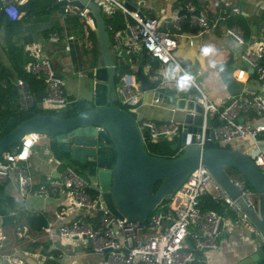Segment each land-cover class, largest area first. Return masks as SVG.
<instances>
[{
	"label": "built area",
	"instance_id": "built-area-1",
	"mask_svg": "<svg viewBox=\"0 0 264 264\" xmlns=\"http://www.w3.org/2000/svg\"><path fill=\"white\" fill-rule=\"evenodd\" d=\"M25 0H18V3ZM97 1V0H96ZM101 10L107 15H111L115 9H120L124 15V26L115 28L112 23L106 24L110 34V47L116 56L124 49L130 52V71L124 73L116 83V88L120 91L121 104L135 103L141 98L140 81L136 79V69L138 65L137 54L140 50L145 51L147 58L146 66L157 60L160 64L173 63L179 65L182 74L188 71L178 60L175 50L178 46L177 35L181 25L185 23L189 28L196 26L202 29L216 28L222 25L224 32L230 35L238 44L246 43L244 29L237 23H225L229 14L238 11L237 6H232L227 13L219 6L222 0H211L210 5L215 9V16L209 18L205 8L199 7L198 13H194L197 7L193 1H187L182 9L185 11L179 14L175 11L167 18L147 16L141 12L139 7L130 9L123 4L122 0H98ZM264 5V0H261ZM0 8L3 9L9 20L19 18L21 11L17 4L11 0H0ZM75 8L80 16L93 27L92 19L88 14L89 9L84 5L78 8L71 4H65L62 13L63 29L57 26L51 27L47 38L54 41H70L75 38L74 33L66 29V17ZM174 29V30H173ZM196 34L188 35V44L195 43ZM27 51L34 57L26 62L25 70L29 73L41 76L44 81V93L38 102L41 109H59L68 102L64 90V78L57 74L51 60L47 55H43L39 42H33L26 47ZM241 58L247 67L253 70L257 77L264 83V28L259 38L246 46L241 52ZM159 83H170L176 86V82L163 79V70H159ZM197 73H201L197 69ZM75 74L79 77L84 75L80 70ZM177 75V74H176ZM178 76V75H177ZM236 78L246 80L248 73L245 68L237 69ZM16 83L21 91V103L23 107L32 105V97L26 81L18 77ZM202 106L201 132L196 133L195 142L201 146L205 145L206 121L211 115H216L219 123L210 125L214 130V143L226 144L240 140L247 142L246 152L259 166L264 174V139L259 138V134L264 131V120L260 119L264 111V99L260 98L255 91L245 88L239 95L232 96L227 100L216 103L209 99L206 92L195 81H193V91L189 92ZM158 96H154L152 102H160ZM134 109V108H133ZM174 110L175 108L172 107ZM250 111H253V115ZM138 125L146 128L151 140L160 137L171 138L177 134V129L181 123L174 119L157 122L150 118H141ZM100 128V127H98ZM163 134V136H161ZM45 133L39 131H29L22 135L19 149L4 151L0 158V185L8 180L11 175V167L16 171V188L18 192L25 196L54 195L57 193H67L68 202L66 206H61L58 218L62 220L58 226V233L62 236L84 238L88 240L90 249L102 256L100 264H189L200 261V252L208 248L219 246L217 228L220 218H225L224 214L213 209H202L200 200L204 195H210L215 201H223L232 209L237 216L244 219L243 211L221 184L217 181L211 171L202 163L194 166L186 175L184 180L170 194V199L161 202L160 207H156L143 220L132 221L127 217L115 215L103 202L101 190L96 180L86 181L71 166L66 165L56 173L48 175L47 178L32 187L34 179L28 168L18 163L26 161L33 145ZM48 161L54 162L55 169L61 165L58 152L50 147H45ZM234 185L239 189L240 194L245 196L255 207L257 193L249 183L244 180L230 176ZM91 188V189H90ZM91 190H94L92 192ZM76 215L69 217L71 212ZM49 229V228H48ZM49 235L54 233L48 230ZM17 235H28V228L23 225L16 230ZM7 233L1 225L0 217V247L6 239ZM24 258L15 254H1L0 264H24Z\"/></svg>",
	"mask_w": 264,
	"mask_h": 264
},
{
	"label": "water",
	"instance_id": "water-1",
	"mask_svg": "<svg viewBox=\"0 0 264 264\" xmlns=\"http://www.w3.org/2000/svg\"><path fill=\"white\" fill-rule=\"evenodd\" d=\"M33 1L20 2L17 8L25 10ZM122 1L130 9L141 3L137 0ZM65 4L78 8L86 5L99 42L98 64L87 81L89 105L73 115L42 112L21 120L0 136V155L8 146L20 142L26 132L39 131L51 135L56 148L67 152L70 158L81 162L94 160L92 167L79 174L86 181L96 180L105 205L115 215L132 221L145 219L157 206H161L163 200L168 201L190 170L202 163L235 198L245 215L242 227L250 231L249 240L253 248L239 264H264V174L256 162L236 147L214 145V130L210 125L218 124L217 118L206 121L205 145L196 143L195 135L201 132L202 106L188 91H179L170 83L160 84L158 78L149 77L139 64L136 79L140 81L141 90L152 91L153 97L158 96L182 113L181 125L177 129L181 144L179 152L171 157L149 153L138 119L131 111L141 104V98L135 103H116L122 99L116 88L117 56L110 47V34L100 3L96 0H56L52 5ZM198 10L199 6L194 13L197 14ZM184 11L181 9L178 13ZM2 19L9 20L0 8V22ZM119 55L128 66L130 52L122 49ZM225 167L237 170L254 188L257 193L255 207L240 194ZM222 225L223 218H220L218 230ZM199 256L198 264H205V254L200 252Z\"/></svg>",
	"mask_w": 264,
	"mask_h": 264
},
{
	"label": "crops",
	"instance_id": "crops-1",
	"mask_svg": "<svg viewBox=\"0 0 264 264\" xmlns=\"http://www.w3.org/2000/svg\"><path fill=\"white\" fill-rule=\"evenodd\" d=\"M16 1V0H11ZM35 1V0H34ZM33 1V3H34ZM98 1V0H97ZM141 2L139 9L147 16L160 17L165 15L170 17L175 11L179 12L182 6L187 1H193L197 6L205 8L208 17L211 19L215 16L214 8L210 5L211 0H137ZM51 0H38L37 7H43ZM32 3V4H33ZM31 4V5H32ZM53 6V5H52ZM232 6H237L238 11L234 14H229L225 23H237L244 29L246 43L243 45L238 44L230 35L226 34L222 25L216 28L202 29L198 26L189 28L185 23L178 30L177 35L178 46L175 54L182 64V66L192 75L196 83L203 88L209 99L216 103H220L228 98L239 95L249 88L255 91L260 98L264 99V83L257 77L256 73L247 67L245 61L241 58V52L246 49V46L255 42L262 29L264 28V5L261 0H222L219 9L223 11L230 10ZM29 8V7H28ZM27 8V9H28ZM26 10V9H25ZM24 10L21 11L19 18L14 22L12 27V39L17 40L23 45V49L27 51L26 47L33 42L40 43V49L43 55H47L53 65L54 71L64 78V90L67 95L72 98H87L89 96V89L87 86L88 78L87 73H84V67L76 66L72 59L70 52L69 41H54L47 38L49 28L57 26L63 29L62 13L63 9H52L47 12L39 14H32L31 16H23ZM227 12V13H228ZM233 17V18H232ZM232 18L231 22L228 20ZM11 20H4L0 22V58H3V34L8 30L7 25L12 22ZM66 21V29L69 30V23ZM174 30V29H173ZM200 34L195 36V43L188 44V35ZM205 45H212L215 52L205 56L201 49ZM264 61V58H263ZM166 68L169 66L175 67L171 62L164 63ZM163 68L162 64L159 69ZM245 68L248 73L246 80L236 78L237 69ZM197 69L201 73H197ZM76 70L84 73L81 77L75 74ZM178 76L183 75L180 71ZM13 78V77H12ZM18 89L20 104L21 91L20 87L15 81ZM28 85V84H27ZM173 85V84H171ZM29 88V86H28ZM193 89V86L190 87ZM188 89L190 92L192 89ZM152 91H142L141 104L132 109L133 114L139 120L141 118L154 119L157 122L167 121L174 119L181 121V111L172 109V105L163 101L152 102ZM253 115L255 113L250 111ZM264 120V111L259 116ZM211 119H216V115H211ZM259 138L264 139V131L259 134ZM232 147L246 152L247 142L236 140L232 142ZM53 147V139L50 137H42L36 142L26 161H21L18 164L28 168L32 174L34 182L32 187L36 186L39 182L44 181L48 175H56L60 171L61 166L55 169L54 162L48 161L47 154H45V147ZM243 146V147H242ZM181 147L179 140V148ZM58 152V158L62 161L64 159ZM16 171L15 167H11V175L6 182L0 185V198L11 196L14 199L21 201L19 206L25 209L43 212L47 218V227L43 229L37 236H33L31 240H41L48 243L46 251L55 249L59 252L57 256L52 253H43L38 248L31 250L29 248L21 249L18 245L14 244L11 239L10 233L7 234L6 239L2 242L0 247L1 251L8 254H15L24 258V264H100L102 256L95 253L90 249L88 240L84 238L62 236L58 233V226L62 222L58 218V212L61 206H66L68 202L67 193H57L48 196L27 194L22 196L16 188ZM76 215L73 211L69 214L72 218ZM244 221L239 217L231 218L225 215L223 225L219 230L217 241L219 246L216 248H208L202 252L205 254V264H239L252 250L253 245L249 240L250 231L245 227L243 228ZM249 229L250 226H247ZM54 233L53 236L49 235L48 230ZM8 232V231H7ZM50 260H47L49 259ZM52 260V261H51ZM189 264H198L192 262Z\"/></svg>",
	"mask_w": 264,
	"mask_h": 264
},
{
	"label": "trees",
	"instance_id": "trees-1",
	"mask_svg": "<svg viewBox=\"0 0 264 264\" xmlns=\"http://www.w3.org/2000/svg\"><path fill=\"white\" fill-rule=\"evenodd\" d=\"M55 1L56 0H51V2L47 3L43 7H37L38 0H35L28 9L24 10L23 16H31L32 14H39L52 9L64 8V5L52 6ZM13 4H18V0L13 1ZM71 11L72 13L66 17V20L69 23L70 32L75 35V38L69 41L72 59L78 68L81 66L84 67L87 74L91 76L92 69L97 66L99 59V42L96 31L94 28L90 27L82 16L78 14L75 8L71 9ZM226 12H228V10H226ZM102 13L106 24L112 23L115 28H121L124 26V15L120 9H115L111 15H107L104 12ZM232 18L228 21L231 22ZM14 22L15 21H12L7 25L8 31L3 34L4 42L2 50L4 55L2 56L3 58H0V136L12 129L21 120L34 113L50 112L61 116H67L76 114L89 105V101L85 97L74 99L71 95L66 94L68 100L67 104L59 109H56L57 111H43L38 107L37 101L41 99L44 93V81L41 76H37L25 70L26 62L34 59V57L30 55L28 51L23 49V45L21 43L12 39L11 35ZM139 64L142 65L143 71L149 77L159 79L158 68L160 63L157 60L152 61L148 67L146 66L147 70H144L145 60L143 62H139L138 65ZM116 65V80L118 81L124 73L130 71V67L127 66L124 60L118 56L116 59ZM18 77L23 78L28 84L32 97V106L35 107L27 109L21 107L18 89L15 84ZM143 137L148 152L155 155L171 157L177 154L181 148H179L180 137L178 134H174L171 138L160 137L155 141L149 138L147 132L143 135ZM214 145L218 146L219 144L215 142ZM19 147L20 142H17L8 146L6 151L19 149ZM93 164L94 160L90 159L86 162H82V171H78V173L85 172L87 169L92 167ZM66 165L69 164H67L66 161H62L60 166L63 168ZM243 180L248 183L244 177ZM157 184L155 185V188ZM91 191L94 192V190ZM162 202H165V200ZM19 203L22 204L21 201H18L11 196L0 198V217L1 225L4 228V231L7 234L10 233V237L14 240V244L18 245L21 249L29 248L31 250H36L39 248L41 252L45 254L52 253L57 256L59 252L55 249L46 251L48 247V243L46 241L36 239L31 240L30 238L32 237L31 235L37 236L47 227L48 223L45 214L43 212L25 209L23 206H19ZM223 203V201H215L210 197V195H204L200 200V207L202 209H213L221 214L229 215L231 218H237L235 212L230 209L226 203L225 205ZM224 207H227L225 208L226 210H224ZM23 225L27 226L28 235H17V228ZM4 251L7 252L9 250ZM6 252L3 253L0 249L1 254H8ZM47 260H50V258Z\"/></svg>",
	"mask_w": 264,
	"mask_h": 264
},
{
	"label": "rangeland",
	"instance_id": "rangeland-1",
	"mask_svg": "<svg viewBox=\"0 0 264 264\" xmlns=\"http://www.w3.org/2000/svg\"><path fill=\"white\" fill-rule=\"evenodd\" d=\"M100 1V0H99ZM241 45H243V44H241ZM137 58H138V63L139 62H143L144 60H145V65H144V70H147L146 69V63H147V58H146V56H145V51L144 50H140L139 52H138V54H137ZM161 65V64H160ZM162 66H163V68H166L165 66H166V64H162ZM161 68V67H160ZM159 69V68H158ZM159 70H163V72H164V69H159ZM84 73H87V71H86V69L84 68ZM190 89H192V88H190ZM191 91H193V89L191 90ZM37 102H39V101H37ZM36 102V103H37ZM116 103H118V104H121L119 101H117L116 100ZM33 107H35V106H32L31 104L30 105H28L25 109H27V108H33ZM41 109V108H40ZM41 110H43V111H46L47 109H41ZM48 110H54V111H57L56 109H48ZM131 111L133 112V110L131 109ZM141 131H142V134L144 135L146 132H147V130H146V128L145 127H143V126H141ZM47 137H50V138H52L53 139V137L51 136V135H47ZM226 146H232L233 145V143L232 142H229V143H226L225 144ZM53 147L54 148H56V146L54 145V142H53ZM243 147V146H242ZM57 149V148H56ZM59 151V153H60V155L62 156V158L64 159V161H66L67 162V164H69V166H71L74 170H76L77 172L78 171H82V162L80 161V160H77V159H72V158H70L69 157V155H68V153L67 152H65V151H62V150H58ZM226 168V171L228 172V174L230 175V176H233L234 178H237V179H241V180H243V177L234 169V168H231V167H225ZM254 201L256 202V200H255V196H254ZM224 205H225V203H223ZM225 208H227V207H224V210H226ZM234 213V212H233ZM235 215L237 216V214L235 213ZM227 216H229V215H227ZM238 218H239V216H237Z\"/></svg>",
	"mask_w": 264,
	"mask_h": 264
},
{
	"label": "clouds",
	"instance_id": "clouds-1",
	"mask_svg": "<svg viewBox=\"0 0 264 264\" xmlns=\"http://www.w3.org/2000/svg\"><path fill=\"white\" fill-rule=\"evenodd\" d=\"M215 48L212 45H205L201 52L207 56L215 52ZM180 72L179 65L175 67L169 66L164 69L163 79L168 81H175L176 87L179 91H187L190 87L193 86L194 77L189 73L185 72L183 75L177 76L176 74Z\"/></svg>",
	"mask_w": 264,
	"mask_h": 264
}]
</instances>
